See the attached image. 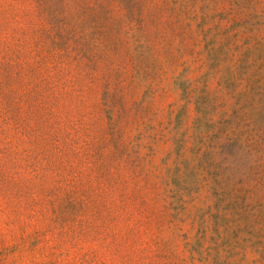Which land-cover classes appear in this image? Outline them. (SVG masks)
Here are the masks:
<instances>
[{
  "label": "rangeland",
  "instance_id": "1",
  "mask_svg": "<svg viewBox=\"0 0 264 264\" xmlns=\"http://www.w3.org/2000/svg\"><path fill=\"white\" fill-rule=\"evenodd\" d=\"M0 264H264V0H0Z\"/></svg>",
  "mask_w": 264,
  "mask_h": 264
}]
</instances>
